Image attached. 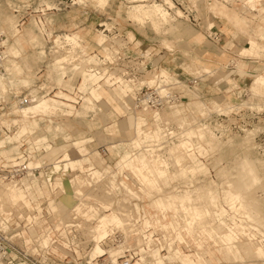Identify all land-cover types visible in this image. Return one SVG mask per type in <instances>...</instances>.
<instances>
[{
  "label": "rangeland",
  "instance_id": "374dc122",
  "mask_svg": "<svg viewBox=\"0 0 264 264\" xmlns=\"http://www.w3.org/2000/svg\"><path fill=\"white\" fill-rule=\"evenodd\" d=\"M262 1L85 0L84 3V0H62L60 9L57 11H55L56 9L54 11L50 10L47 13L45 12V14H41V11L34 9L38 5L37 0H0V31L2 30V38L5 39V46L2 49L3 57L0 60L2 72L0 76H9L10 72H14L16 74L14 76L15 82L18 83L14 86H9L5 95H0L4 97V99L0 100V136L12 134L13 127L11 128V125H7V119L10 120L17 117L16 113L10 112L12 106L18 102V98H21L23 94H29L32 102L30 105L20 107V118L15 119V123H19L21 126L37 116H44V119L40 121V127L43 130L46 128V124H49V119L52 124L60 123L65 125L66 130L74 139L91 137V140L84 144L86 151L99 150L105 158L106 164L114 167L117 160H119V154L115 153V149L131 147L129 143L132 141L127 139L134 136V124L131 125L133 127L132 131L125 134L121 133L114 124L118 120V116H111V114L109 116L112 109L109 106L105 107L101 102L98 103V106L94 103V95H97V93L94 92L91 95L87 93L89 86L87 81L94 79L88 76L91 73L88 72L84 64H86L88 59L89 62H95L97 65L95 58L105 56L102 52L103 50L106 52L105 58L115 63L118 56L122 55V48L128 46L130 58L129 61H126V59L123 61L124 67L115 66L108 68L104 60L97 66V70L105 76V80L112 78L109 84H106L108 86L104 88L111 91L119 84L130 86L129 81H136L140 83L141 87H158L157 92L160 95L163 93L165 95L168 89L177 95L179 101L174 104L171 103L170 108L148 110L154 116L156 126L154 132H152L153 135H150L152 140L147 141L144 146L149 149L153 148L150 150L146 149L148 154L159 156L155 161L157 165L165 166L163 164L164 158L162 157L164 155V157L171 160L169 162L170 165L167 168L165 166L167 171L171 172L173 170L178 177L185 178L183 180L184 184L177 185L172 191L164 192V190L157 187L158 181L160 182L158 177L160 178L163 175L156 176L157 172L154 173L151 170L154 167H149L151 163H149L150 160L147 158V165L149 164L148 167L152 173L151 175L147 171L146 173L151 176L154 185L149 186L150 191L142 183L143 188L139 189V192H144L148 198L161 196L166 199V202L168 200L167 203H172L173 200L178 202L183 195V191L186 192L187 190L188 193L186 192V194H190L194 198L192 201L195 202L197 200V204H195L202 205L204 201L207 202L208 198L213 197V191L216 192L218 189L225 191V193L228 190L232 192L241 191L243 195L241 194L240 201H237V203L239 204L242 201L245 204L244 199L248 200V202L251 201L253 205L259 206L258 209L264 216V0ZM155 6L156 8L160 7L168 14L169 20H164L167 23H162L163 19L160 12V15L154 13L156 12ZM150 9L155 11L153 12ZM157 17L162 20L157 19ZM39 18L43 22H49V30L40 28L41 20ZM36 21L40 27L36 24ZM16 23L17 27L13 29ZM172 25H176L177 30L174 28L173 33L170 31L172 34H169L168 27L170 28ZM178 26L182 29H187V34L183 35L184 37H181V35V38L179 37ZM52 30L55 31L53 33L54 36L51 35ZM75 30L79 32H70ZM25 31L32 38H35V42H23L22 46L18 44V38L23 36L22 34ZM46 31L49 33L48 37ZM67 35L72 42L76 43L71 45V40H67ZM70 35L74 37V40ZM48 38L50 41L55 39V44L51 42L50 46ZM132 38L137 44L141 45V48L138 49L137 47L135 49V45L134 47L128 45L129 40ZM67 41L68 43H66ZM74 44L76 48L75 46L73 48ZM85 46H88L89 50L92 46L99 53L89 54L84 49ZM3 53L7 56L4 57ZM138 53L142 56L140 57L141 59L138 57ZM23 57L26 58L23 59ZM10 59L16 61H10ZM233 59L238 62L237 68L241 70L240 74L235 65L230 62L231 60L234 61ZM10 62L12 64L10 67L12 68L8 69ZM152 62H154V65ZM75 63H77L79 68H77ZM145 63L146 66L144 65ZM53 66H59L62 74L67 75L63 81L59 80L62 76L57 77L59 71L53 69ZM127 67L145 68V72L136 75L134 73L130 74ZM162 70L170 76L161 74ZM82 73H87V76ZM171 76L177 79H172ZM70 77L72 79H69ZM259 78L260 81L258 80ZM11 79L14 80L12 77ZM23 79L28 80L29 85L20 84ZM118 80L121 83L110 85V83ZM24 82L26 84V81ZM77 87L82 92L79 91L78 93ZM161 88L166 89V91L160 93L159 91H162ZM4 89L5 87L2 88V91L6 90ZM59 89H62V91L73 98L59 93ZM83 92H86V94ZM112 92L117 93L114 90ZM134 95L135 93L129 94L130 98L127 100L128 102L126 101L130 112L127 113L128 117L132 113H136V109H132ZM59 96L70 98L67 102L75 106L62 101L63 99H59ZM81 96H83L82 99ZM89 96L93 98L92 101L87 100ZM50 99L53 100L50 101ZM41 100H47L48 104L51 105V110L52 108L56 109L50 110V113H48L49 110L45 112V109H43L42 111L41 105L37 106L42 102ZM116 102L124 105L120 99ZM26 109H30V115L26 113ZM109 117L111 118V135L109 136L111 138L110 142L106 141L107 143L104 144L99 136L108 134L105 131V126ZM46 135L48 136V141L54 145L53 134L46 132ZM136 143H139L140 147V142ZM109 145L112 149L109 148ZM26 149L27 144L24 143L21 150L26 151ZM73 149L76 157H81L86 152L85 150L79 151L77 147H73ZM199 149L202 151L201 153ZM42 151L43 149H41ZM244 159L254 160L259 168L257 174L260 177V181L256 185H250L248 181L244 182L243 178L240 179V176L244 174V169L245 173L247 169L242 164ZM43 161L48 163V160ZM180 165L187 166L185 170H188V173L184 175L180 170ZM241 165L243 172L240 171ZM36 173L38 174L39 171ZM95 174H97L95 178L92 177L95 182L103 176L98 173ZM3 181L10 182L7 180ZM73 185L76 186L75 184ZM74 186L72 190L76 196L77 193L81 194L84 192L87 194L86 188L88 186L81 189L74 188ZM68 188H71L70 185H68ZM132 188L134 190L128 189L124 185V189L131 195L126 191L125 194L122 192L119 194V190H116L113 185L105 188V186L100 187L96 183L94 189H89L91 192L90 196H84L85 200L88 201L79 200L75 211H78L83 216L86 212L90 213L88 217L90 219L81 225L85 228L89 224L88 228L90 227L94 231V236L82 234L79 235L78 239L76 236L72 238L74 246L79 252L78 254L76 253L78 256L72 252L74 249L71 246L66 247L67 244H62V238L65 237H60L59 241H57L63 245L62 247L65 246L66 249L64 251L57 247L56 252L49 249L48 251L51 253L46 255L47 264H65V262H71V260L77 264H87L88 254L92 251L94 244L90 239L95 241L96 254L103 255L107 251L106 255L96 258L93 263L107 262L108 259L106 257L109 258L108 252L112 248L105 247L100 242L104 235L107 232L114 231V229L125 234V227L135 229L136 232L139 230L137 220L140 224L141 206L131 201V198H137L139 201L141 200V194L134 187ZM195 190H198L197 193L201 191V195H197ZM111 191L112 195L110 194ZM99 192H101L102 196H105V199H112L114 202L113 208L116 207V201L117 204L121 202L123 207L125 205L126 207L127 205L130 206L128 208L132 211V216L128 218L126 211H113L107 203L96 199ZM195 194L204 199V201L200 197L196 198ZM170 195L175 196V199ZM257 195H260L261 198L258 199ZM167 196L172 199H167ZM225 197L228 196L225 195ZM115 198L127 199L115 200ZM7 199L3 198V202L7 201ZM159 200L162 204L166 203L161 198ZM227 201H229V198H225V202L229 205ZM11 205L13 206L12 203ZM1 207L4 209V205ZM126 207L124 208L126 209ZM229 207L232 209L231 206ZM167 208H170L167 210V217L170 221V215L174 213V209L172 207ZM217 208L218 205H216ZM239 208L244 209L243 207ZM80 209L81 211H79ZM242 209L240 211L239 209L237 210L238 213L240 212L239 214L244 215L245 209ZM1 210L2 208H0ZM111 210L115 214L113 218L115 224L108 228L109 224L103 220H96V218L109 214ZM232 210L237 212L236 209ZM16 213L12 216L13 219L17 218L15 216ZM145 218L144 220L146 221L147 218ZM146 223L148 224L149 222ZM149 224L152 230H149L148 234H144V232L136 234L135 232L130 237L125 234L127 241L125 245L129 246L134 243L135 245L133 246L140 248L145 245L148 247L154 246V240L150 235L152 231H158V228L155 224ZM143 225H145V222ZM164 228L168 229L166 225ZM76 232H78L77 229ZM87 233H90L89 230ZM158 233L157 240H161L163 235L166 236V232L158 231ZM137 235L143 239H141V244L139 245L137 244L139 243L137 242L139 240L136 237ZM18 243L26 247L20 239ZM171 245L174 246V243H171ZM171 245L161 246L171 251L174 248H168ZM180 245L182 246V244ZM29 252L33 254L32 250ZM232 254V258H226L227 261L230 262L234 259L239 260L236 264H245L244 261L264 264V256L257 257L250 252L244 254V258H242L234 253ZM115 260L116 258L112 261ZM13 264L31 263L20 260L18 262L15 261Z\"/></svg>",
  "mask_w": 264,
  "mask_h": 264
},
{
  "label": "crops",
  "instance_id": "0c3cea01",
  "mask_svg": "<svg viewBox=\"0 0 264 264\" xmlns=\"http://www.w3.org/2000/svg\"><path fill=\"white\" fill-rule=\"evenodd\" d=\"M37 1L38 5L34 9L41 11V14H45V12L47 13L50 10L54 11V9H56L55 11H57L61 8L60 4L62 2V0ZM36 24L40 27L37 21ZM40 24V28H43L44 30L50 29L48 21L43 22L41 20ZM209 25H211V23H209ZM15 27H17V23L14 25L13 29ZM47 32L48 31H46L48 37L49 33ZM54 32L55 31L52 30V36H54ZM70 32L79 31L75 30ZM22 35L23 36L18 38V44L23 46V42H35V38H32L31 35L26 31ZM128 45H131L133 47L135 45V49L137 47L138 49L141 48V45L137 44L134 38L129 40ZM84 49H86L89 54L95 52L99 53L92 46L90 47V50L88 46H85ZM102 52L106 56V52L104 50ZM11 55L13 57H16L14 54ZM105 56L103 57L105 58ZM90 57L92 56L90 55ZM24 58L26 57H23V59ZM10 61L15 62L16 60L10 59ZM230 62L237 68L238 62L236 60H231ZM94 64L95 62H89L88 59L86 61V64H84L88 72L91 74H95L93 72V67H95L96 64ZM152 64L154 65V62H152ZM11 65L12 64L10 62L8 69L12 68L10 67ZM53 67V69L59 71L57 77L62 76V78L59 80L63 81L64 77H66L67 75L62 74L59 66ZM240 71L241 70H239V74ZM8 75L10 77L4 75L0 76V95H5L8 91L9 86L18 84L17 82H15L16 79L14 76H16V74L14 72H10ZM11 77L14 80H12ZM171 78L174 79L175 77L171 76ZM69 79L72 78L70 77ZM110 80L111 78L109 80H105L103 76L102 78L100 77L98 81H94L91 79L88 80L87 82L89 86L87 93L91 95V93L94 94V92H96L97 95H94V103L97 106L99 102H101V104L105 107L109 106V108L112 109L109 113V116L110 114L111 116H118V120H116L114 124L116 129H118L121 133L125 134L132 131L133 127H131V125L134 124V136L127 139L128 141H132L131 143H129L131 147L129 146V148L125 147L124 149H115V153L119 154V160H117L114 167L106 164L105 158L102 156L99 150H93L92 152L86 151L84 144L87 141H90L91 137L74 139L72 135L66 130L65 125H62L60 123L52 124L50 119L49 124H46V128L43 130L40 127V121L44 119V116H37L20 126L19 123H15V119L20 118L19 100L17 102L18 105L17 103H15L14 106H12L10 112L16 113L17 117L11 118L10 120L7 119V125H11V128L13 127L12 134H5L4 136H0V166H6L9 163L10 165L21 163V161L23 160L21 158L23 156L22 151H24L21 150V147L24 143H26V152L28 154L27 166L31 168L30 170L32 172H27V174H24V176L19 178V180L14 179L10 182H5L0 179V208H2V210L0 211V227L8 230L13 228L15 225H19V222H22L23 225L20 226L21 238L19 239L23 244H25L28 249L34 252H39V249H50L51 251L56 252L57 247L65 251L66 247L70 246V243H72L73 246L75 245L72 241V238L74 236H76L77 234L78 236L82 234L85 236L87 235V227L89 224H87L86 228H84L81 224H84L90 219L88 218L90 216V213L86 212L83 216L78 211H75L77 202L79 200H85L86 198L77 197L72 190V185L70 189L68 188V185H70L68 184L70 179L76 176L83 177L84 179L88 178L89 186L86 188L88 196H90V190L92 188L94 189L96 183L98 185L105 186V188L109 187V185H113L115 186L116 190H119V194L121 192L125 194L127 191L124 189L123 183L127 182L131 186H133L136 191L138 190L139 192V189H142L143 185L139 182L137 174L132 166L139 167L142 171L148 172L147 169L149 167L146 164L148 158L150 160L149 162L151 163L150 166L154 167L152 171L154 173L157 172L156 176L163 175L160 176V178L158 177V179L160 180V182L157 180L158 188H161L162 190H164V192H169L174 190L177 185L184 184L183 180L185 178H182L181 176L178 177V175H176L173 170L171 172H168L165 166H159L157 165V163H155L158 155L148 154L145 151L146 148L144 144L147 141L152 140L150 137L153 135L152 132H154L156 126V121L152 113L148 111L144 112L141 110H136V113H132L130 117H128L127 115V113L130 112L128 111L129 106L126 101L130 98L129 94H134L135 90L141 87L140 83L136 81H129L130 86H128L127 84L122 86L119 84L121 83L120 80L115 81L113 83H110V85L112 86L115 84H119L114 87L113 90L117 92L114 93L112 92L113 90H105L104 88L105 86H108L106 84H109ZM258 80L260 81V78ZM24 81H26V84ZM20 84L27 86L29 85V81L23 79L21 80ZM3 87H5V91H2ZM78 89L79 88L77 87V92L79 93L80 90ZM58 92L70 98L72 97L68 93L62 91V89H59ZM111 92L114 94H112ZM83 93L86 94V92ZM83 96H81V99L83 98ZM58 98L60 99L62 98V96H59ZM70 98H62V101L69 103L67 102V100H70ZM2 99H4V97L0 96V100ZM119 99L123 102L124 105L120 103L118 104L116 102L117 100L119 101ZM72 105L75 106L74 104ZM55 109L56 108H52V110ZM110 124L111 118L109 117L108 122L106 121L105 126V131L108 134L106 136H99L104 144L110 142ZM46 132L53 134L52 137L54 139V145L48 141ZM148 133L150 134L147 135ZM136 142H140V147L138 145L139 143ZM73 147H77V149H79V151L81 152L84 150L86 152L83 153L81 157H76L74 156ZM109 148L112 149L110 145ZM41 149H43L44 152H41ZM43 160H48V163H45V161ZM43 163L45 164L42 165ZM181 166L182 165H180L181 172L184 175L185 173H188V170H185L187 169V166ZM34 169H37L39 173L37 174ZM92 173L102 174L103 176L95 182L90 179V175ZM149 173L151 175V170ZM139 193L141 194V200L138 201L137 198H131V201L136 202L141 206V223L139 224L138 220L136 219L139 227V230L136 232V234L138 232L142 233L144 231V222L145 225H147L146 222H149L153 225L155 224L158 228V231L166 232V236L168 235L167 238H170L169 240L172 239L171 241H174L173 250L169 251L166 248L167 250L164 254H162L159 250H155V248H153V257L148 260L144 258L145 264H236L239 262V260L233 259V261L230 262L226 260V258H232V253L242 258H244V254H248L250 252L257 257L264 256V216L259 211V206L253 205L251 201L248 202V200L244 199V201L249 204V211L252 214V218H249L247 215H241L229 207V205L225 202V191H222L220 189L216 190V192L213 191V197L208 198L207 202H205L206 210L209 211L208 214L210 225L198 226L186 230L183 226L179 229H176L171 222V216V220H168L167 210L170 208L164 207L159 204V199L161 198V196L148 198V196L145 195L144 192L140 191ZM128 194L131 195L130 193ZM257 197L258 199L261 198L260 195H257ZM3 198H5V200L7 198L8 199L7 201L3 202ZM96 199H100L101 201L105 202V196H102L101 192L98 193ZM116 199L127 198H115V200ZM128 200L130 201V199ZM213 202L218 205V208H213L212 211L211 203ZM8 203H12L13 206L15 205V207H13L12 205L10 206V204L9 206H7ZM2 205H4V209L3 207H1ZM28 209L30 211H28ZM79 211H81V209ZM15 213L17 220L12 218ZM114 217L115 214L111 210L109 214L102 215L96 218V220L105 221L110 225L108 226V228H111L112 225L115 224L113 219ZM145 217L148 221L144 220ZM165 225L168 229L164 228ZM72 229H77L78 232L75 233ZM68 232L70 233V236ZM55 234H59L61 238L62 236L65 237L62 238L63 240L61 242L62 244H67L66 247H62L63 245L59 244L58 242H55L57 244L53 243V235ZM90 240L94 242V244L92 251L88 254L89 259L87 258V264H94L93 260L99 255L95 253V241L93 239ZM180 244H182V246ZM74 250L77 254L79 253L76 249V246H74ZM143 250L144 248H142L140 252H143ZM244 262L245 264H257L250 262L247 263L246 261Z\"/></svg>",
  "mask_w": 264,
  "mask_h": 264
},
{
  "label": "bare ground",
  "instance_id": "6f19581e",
  "mask_svg": "<svg viewBox=\"0 0 264 264\" xmlns=\"http://www.w3.org/2000/svg\"><path fill=\"white\" fill-rule=\"evenodd\" d=\"M232 1V0H231ZM260 1H262V0H260ZM263 2V1H262ZM260 5V4H259ZM158 7V6H157ZM154 9H156V12H154L153 11V9L151 10V11H153L155 14L156 13H158L159 14V12H160V14L162 15V19H163V21H162V23H165L164 22V20H169V16H168V14L167 13H165V11H163L160 7H158V8H156V6H155V8ZM145 12V11H144ZM149 14H150V11H149ZM151 14H152V12H151ZM154 14V15H155ZM159 14V15H160ZM146 15V14H145ZM146 17V16H145ZM159 17H161V16H159ZM147 18V17H146ZM157 19H159L158 17H157ZM161 19V18H160ZM159 19V20H160ZM161 19V20H162ZM160 21H158V23H159ZM167 23V22H166ZM159 24H161V22L159 23ZM170 25V24H169ZM175 26V27H174ZM172 25V26H170V28L168 27V30H169V34H172L173 32V30H175L176 29V25ZM179 27V26H178ZM175 28V29H174ZM168 30H167V32H168ZM177 30V29H176ZM179 37H180V35H181V37L183 36V35H185V34H187L186 33V31H187V29H185V28H180L179 27ZM170 31L172 32V33H170ZM2 32V31H1ZM0 32V33H1ZM177 33H178V31H176ZM176 33V34H177ZM68 36V35H67ZM71 36V35H70ZM62 37V36H61ZM72 37V36H71ZM180 37V38H181ZM184 37V36H183ZM66 38V37H65ZM73 38V40H74V37H72ZM70 38H69V36H68V38H67V40H69ZM71 40V39H70ZM76 40V39H75ZM52 44H55V39H53L52 41ZM57 42V41H56ZM3 43H4V41H3ZM66 43H68V41L66 42ZM72 43H76V42H72V40H71V45H72ZM63 45V44H62ZM70 45V46H71ZM53 46V45H52ZM69 46V45H68ZM74 46H75V44L73 45V48H74ZM72 48V49H73ZM75 48H76V46H75ZM71 49V48H70ZM78 49V48H77ZM115 51V50H114ZM70 52V51H69ZM3 55H4V57H6L7 55L6 54H4L3 53ZM114 56V55H113ZM67 57V56H66ZM72 57V56H71ZM103 58V59H102ZM102 58H99V57H97V58H95V60L97 61V65L95 66V67H93V72L95 73V74H89L88 76L91 78L92 77V79H94V80H96V81H98V79L101 77L102 78V74L99 72V70H97V66H99V64L100 63H102L101 61H103V60H106V58H104V57H102ZM61 59V58H60ZM72 59V58H71ZM67 60H69V59H67ZM60 62V61H59ZM78 63V62H77ZM77 63H75L76 65H77ZM74 67V66H73ZM75 68V67H74ZM77 68H79V66L77 65ZM136 68V67H135ZM73 69V68H72ZM1 74V73H0ZM82 74H84V75H86L87 76V73L85 74V73H82ZM98 74V75H97ZM131 74V73H130ZM129 74V75H130ZM161 74H164L165 76H170L168 73V75L166 74V72L165 71H161ZM94 76V77H93ZM104 78H105V76H103ZM167 77V78H168ZM106 79V78H105ZM112 79V78H111ZM101 80V79H100ZM158 88V87H157ZM157 88H155V90H158ZM5 90V89H4ZM161 90L162 91H159L160 93H162V92H164V91H166V89H163V88H161ZM164 94V93H163ZM163 94H161V95H163ZM166 94H168V92L166 91ZM166 94H165V96H166ZM26 97H28L29 99H30V101H29V103H27L26 105H21L20 104V100H19V105H20V107H23V106H27V105H30L31 104V102H32V99H31V96H29V94H26L25 95ZM135 96V95H134ZM164 96V95H163ZM49 100V99H48ZM53 100V99H52ZM51 99H50V101H52ZM87 100H89V101H92L93 100V98L91 97V96H89L88 97V99ZM42 101V100H41ZM54 101H56V100H54ZM175 102H178V101H174V103ZM173 103V104H174ZM39 105H41L40 107L42 108H38V109H41L42 111H43V109H45V112L46 111H48L49 110V112L48 113H50L51 111V105H49L48 104V102H47V100H43L42 102H40L39 103ZM38 105V106H39ZM145 105V104H144ZM132 106H133V109H135L134 107L136 106L135 105V100H134V102H133V104H132ZM144 107V109H136V110H141V111H144V112H146V111H148V110H152V109H146V106H143ZM24 109V108H23ZM47 109V110H46ZM155 110H157V109H155ZM29 111V112H28ZM31 111H30V109H26V113L27 114H31L30 113ZM33 113V112H32ZM170 130V129H169ZM181 144V143H180ZM183 146V145H182ZM200 146V145H199ZM202 147V146H201ZM154 148H156V147H154ZM184 148V147H183ZM200 148V147H199ZM146 149H149L148 147H146ZM145 149V151H147ZM150 149H153V148H150ZM149 149V150H150ZM204 149V148H203ZM155 150V149H154ZM202 150V149H201ZM144 151V152H145ZM185 151V150H184ZM199 151H200V149H199ZM202 151H200V153H201ZM147 153V152H146ZM161 154V153H160ZM154 156V155H153ZM161 156V155H160ZM186 156V155H185ZM159 157V156H158ZM163 158H164V160H163V164L166 166V168L170 165L169 164V162L171 161V160H169V159H167L166 157H164V155L162 156ZM161 157V158H162ZM247 159V158H246ZM246 159H244V162L242 163L245 167H247V169H246V173H245V169H244V174H242L240 177V179H242V180H245L244 182H247L248 181V183L250 184V185H256L259 181H260V177H259V175L257 174V171H259V168H258V166H257V164L255 163V161L254 160H246ZM252 159V158H251ZM173 160V159H172ZM246 160V161H245ZM148 162H146V164H147ZM150 163V162H149ZM175 164V163H174ZM149 165V164H148ZM133 167V169L135 170V172H136V174H137V178H138V180H139V182H141V184L142 183H144L145 185H146V187H148L149 188V186H152V185H154L153 184V179H151V176L149 175V174H147L146 172H144V171H142L139 167H134V166H132ZM149 167H150V165H149ZM243 167H242V165H241V167H240V171H242L243 172ZM148 170V173L150 172V168H148L147 169ZM152 170V169H151ZM171 171V170H170ZM27 172H29V173H31L32 171L30 170V169H28L27 170ZM27 172L26 173H24V174H27ZM152 172V171H151ZM260 173V172H259ZM3 174L4 173H1L0 174V178H2V180H5L3 177ZM95 175H97V174H94V173H92V176L90 175V179L91 180H93L94 178H95ZM100 175H102V174H100ZM24 176V175H23ZM13 177V176H12ZM92 177H94V178H92ZM98 177V176H97ZM97 177H96V179H97ZM100 177V176H99ZM102 177V176H101ZM100 177V178H101ZM14 179H19V178H12V179H9V180H7V181H11V180H14ZM95 180V179H94ZM136 180V179H135ZM143 181V182H142ZM197 181V180H196ZM236 181V180H235ZM243 182V181H242ZM3 183V182H2ZM69 183H73V184H75L76 186H74L73 184H72V187L74 186V188H84V187H87V186H89V181H88V178L87 179H84L83 177H80V176H76V177H74V178H72V179H70V182ZM191 183V182H190ZM247 183V184H248ZM71 184H70V187H71ZM124 185H125V187H128V189L129 188H131V190H134L132 187L133 186H131L129 183H127V182H124L123 183ZM103 185V184H102ZM143 185V184H142ZM100 187H102L101 185H100ZM112 187V186H111ZM155 188V187H154ZM150 189V188H149ZM198 189V188H197ZM239 189V188H238ZM9 190V189H8ZM112 190H113V187H112ZM199 190V189H198ZM197 190V191H198ZM150 191H151V189H150ZM196 191V190H195ZM197 191L195 192V193H197ZM239 191V190H238ZM114 192V191H113ZM157 192V191H156ZM186 192H187V190H186ZM186 192H184L183 191V195L180 197V199H179V201L178 202H175L174 200L172 201V203H167L168 202V200H167V202H166V199L165 198H162L161 197V199H163V200H165V202L167 203H165V204H162V202H161V205L162 206H164V207H172L173 209H174V213H172L170 216H171V219H172V224L174 225V227L176 228V229H179V228H181L182 226L186 229V230H189L190 228H195V227H198V226H209L210 225V220H209V214H208V210H206V205H204L205 204V201H204V199H202L200 196H196V194H195V197L196 198H201L203 201H204V203L202 204V205H196L197 203H196V201L197 200H195V202L194 201H192L194 198H193V196L192 195H190V194H186ZM233 192H235V193H233ZM230 191V190H228L226 193H225V195H227L228 197H225V198H229V201H227L228 203H229V206H231L232 207V209H239V211L242 209V208H239V207H243L244 209H242V210H244V215H247L248 217H251L252 218V214H251V212L249 211L250 209H249V204H247V203H243L242 201H241V203L239 202V204H240V206L238 207V203H237V201H240L239 199L241 198L240 196H241V191H239V192H236V191ZM184 193H185V195H184ZM188 193V192H187ZM200 193H201V191H200ZM200 193H197V195H201ZM110 194L112 195V191L110 192ZM180 194V193H179ZM206 194V193H205ZM85 195H87V194H85L84 192L83 193H81V194H78L77 193V196L78 197H82V198H84V196ZM171 196V195H170ZM173 196V195H172ZM171 196V197H172ZM207 196V195H206ZM86 197V196H85ZM164 197V196H163ZM166 197V196H165ZM171 197H169V196H167V199H170ZM209 197V196H208ZM195 198V199H196ZM80 199V198H79ZM111 199V198H110ZM172 199V198H171ZM173 199H175V196H173ZM200 199V200H201ZM177 200V199H176ZM199 200V199H198ZM171 201V200H170ZM194 203V205H193V203ZM105 202L107 203V205L109 206V207H111V209L113 210V211H116V212H121V211H126L127 212V216H128V218L129 217H131L132 216V211L128 208V207H130V206H128L127 205V207H126V205L124 206V207H126V209L121 205V202L120 203H118L117 204V201H116V207H114L113 208V204H114V202L112 201V199L111 200H107V198L105 199ZM160 202H159V204H160ZM174 202V203H173ZM187 202V203H186ZM192 204H191V203ZM211 202V201H210ZM196 203V204H195ZM198 203H200V202H198ZM238 205H237V204ZM201 204V203H200ZM210 204V203H209ZM212 204V211H213V208H215L216 209V203L215 202H213V203H211ZM119 205H121V206H119ZM237 205V206H236ZM210 206V205H209ZM238 207V208H237ZM28 211H30L29 209H28ZM27 211V212H28ZM237 212H238V210H237ZM240 213V212H239ZM241 213H243V212H241ZM122 215V214H121ZM154 216H155V214H154ZM254 216V215H253ZM156 218V217H155ZM170 219V220H171ZM212 219V218H211ZM124 221V220H123ZM216 221V220H215ZM216 225V224H215ZM229 225V224H228ZM236 226V225H235ZM245 226V225H244ZM150 227V229H151V225L148 223L147 225H144V234H147L146 232H147V229ZM247 227V226H246ZM86 228V227H85ZM88 228V227H87ZM84 229V228H83ZM82 229V230H83ZM149 229V230H150ZM161 229H163V228H161ZM87 230H89V232L90 233H87V234H89V236H94V231L93 230H91L90 229V227L87 229ZM86 231V230H85ZM236 231V230H235ZM117 232H120L121 233V235H122V238H117V235H116V233ZM125 234L126 235H128V237H130L131 236V234H134L136 231H135V229H130L129 227H125ZM142 232V233H143ZM154 232V231H153ZM188 232V231H187ZM237 232V231H236ZM238 233H239V231H238ZM125 234L122 232V231H119V230H114V231H112V232H107L105 235H104V237L101 239V241L100 242H102V245H104L105 247H109V248H112V249H110L109 250V258L108 257H106L109 261H111V262H113L114 264H116L117 262H118V257L120 256V253L122 254V252H123V250L125 249V248H127V247H135V246H133V245H135L134 243H132V244H130L129 246H126L125 245V243L127 242L126 241V238H125ZM214 235V234H213ZM139 235H137L136 237H137V239H139V240H137V242H139V243H137L138 245L139 244H141V236H139ZM135 237V238H136ZM174 237V236H173ZM170 239V238H169ZM165 235H163V237L161 238V240H158L159 241V243H160V246L162 245V246H165V245H167V244H170L171 245V243H174V241H171V240H169ZM143 240V239H142ZM147 241V240H146ZM153 244H154V242H153ZM173 245V244H172ZM168 246V248H171L172 249V247L173 246ZM116 246V247H115ZM121 246H122V249H121ZM161 246V247H162ZM135 248H138V249H142V248H144V246H142L141 248L140 247H135ZM100 250V249H99ZM169 251H170V249H168ZM173 250V249H172ZM101 251V250H100ZM106 251V250H105ZM175 252V251H174ZM106 254H107V251H106ZM106 254H103V255H106ZM99 256H101V255H99ZM98 256V257H99ZM97 258V257H96ZM95 258V259H96ZM112 260H114V258H116V260L115 261H112ZM93 260V261H96V260ZM95 264H96V262H95Z\"/></svg>",
  "mask_w": 264,
  "mask_h": 264
},
{
  "label": "built area",
  "instance_id": "2783aa9c",
  "mask_svg": "<svg viewBox=\"0 0 264 264\" xmlns=\"http://www.w3.org/2000/svg\"><path fill=\"white\" fill-rule=\"evenodd\" d=\"M38 12V11H37ZM40 19V18H39ZM41 20V19H40ZM3 34L0 33V60L2 59V52L4 48V43L3 41L5 40L2 38ZM48 44L51 46V41L48 39ZM129 47L122 48V55L118 56L117 60L115 63L108 61L107 59L104 60L105 64L108 66V68H113L115 66H120L124 67L123 61L126 59V61H129V54H128ZM126 53V54H125ZM125 54V55H124ZM138 57H142L138 53ZM141 59V58H140ZM103 63V65H104ZM110 64V65H109ZM146 66V63L144 64ZM128 72L131 74L134 73L136 74H142L145 71V68L141 69V67H127ZM0 73L1 72V66H0ZM146 88L145 90H143ZM42 90V89H41ZM26 94H23L21 98H18L20 100L21 105H26L29 103L30 99L25 96ZM135 109H144L143 106H146V109H157V110H162L165 108H170V104L174 103V101H179L177 95L175 93H172L171 90L168 89V94L166 96H161L157 90L153 87H148V86H142L138 91H135ZM145 104V105H144ZM23 156L21 157L23 160L19 164L15 165H10L7 164L6 166H0V174H3V178L5 180H9L12 178H20L24 175V173L27 172L28 169H31L27 166V159H28V154L26 151H22ZM35 172H37V169H34ZM13 176V177H12ZM23 223L19 222V225H15L11 229H3L0 228V264H13L15 261H23V262H30L31 264H47L46 261V255H50V251L47 249H39V252H34L31 254L28 248L20 245L18 243V239L21 238V228ZM150 227L147 229V234L149 233ZM75 233L76 230L72 229ZM152 230V229H150ZM152 234L150 237L154 240V246L148 247L147 245L144 246L143 252H140V249L135 248V247H127L123 250L122 254L118 257V262L116 264H145L144 258L146 260L151 259L153 257V252L152 249H158L162 254L166 253V248L165 247H160V243L157 240L158 238V231L154 230V232H151ZM69 236L70 233L68 232ZM117 238H122V235L120 232L116 233ZM59 234L53 235V243L58 242L60 239ZM78 238V234L76 235ZM58 240V241H57ZM71 248L74 249L73 244L70 243ZM74 254H76V251H72ZM45 253V254H44ZM103 256V255H101ZM99 256V257H101ZM75 257V256H73ZM97 257V258H99ZM74 259V258H73ZM65 264H77L75 261L71 260V262H65ZM96 264H114L111 261L107 262H96Z\"/></svg>",
  "mask_w": 264,
  "mask_h": 264
}]
</instances>
